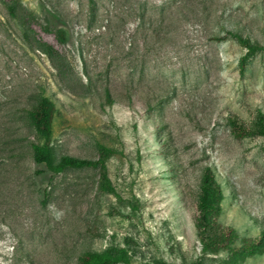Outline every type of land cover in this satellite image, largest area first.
Returning a JSON list of instances; mask_svg holds the SVG:
<instances>
[{"label":"rangeland","instance_id":"374dc122","mask_svg":"<svg viewBox=\"0 0 264 264\" xmlns=\"http://www.w3.org/2000/svg\"><path fill=\"white\" fill-rule=\"evenodd\" d=\"M0 0V264H76L124 248L130 264H264L203 252L194 227L209 168L218 221L239 238L264 227V138H236L228 116L264 113V0ZM229 31L263 48L248 56ZM54 103L50 147L99 168L52 174L31 157L26 114ZM239 241L237 240L236 244Z\"/></svg>","mask_w":264,"mask_h":264},{"label":"trees","instance_id":"16d2710c","mask_svg":"<svg viewBox=\"0 0 264 264\" xmlns=\"http://www.w3.org/2000/svg\"><path fill=\"white\" fill-rule=\"evenodd\" d=\"M16 0L7 4L11 14H14ZM238 43L245 49V54L240 57L239 70L243 72L248 56L261 50L263 45L251 41L247 36L238 32L229 31ZM55 112L52 100L40 91L33 105L27 109L26 114L41 142H30L31 157L34 163L43 164L52 174H58L68 168L98 167L99 188L102 192L116 194V189L111 185L106 159L112 150L104 145H99L100 156L97 159L77 157L63 154L57 161L53 159L50 141L52 121ZM231 134L236 138L261 136L264 138V113L256 111L253 126L245 124L236 114L228 116ZM223 199L219 183L214 178L213 172L205 168L202 174L194 210V227L196 235L202 245L203 252L226 250L230 254L252 255L264 247V227L254 237L239 238L236 229L230 225H222L218 221L220 203ZM237 240L239 241L236 244ZM76 264H130L127 251L124 248L109 247L102 251L85 250L77 256ZM137 264H165L164 262Z\"/></svg>","mask_w":264,"mask_h":264}]
</instances>
